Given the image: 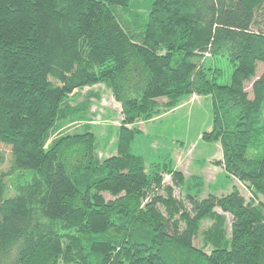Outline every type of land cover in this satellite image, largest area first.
<instances>
[{
	"label": "trees",
	"instance_id": "1",
	"mask_svg": "<svg viewBox=\"0 0 264 264\" xmlns=\"http://www.w3.org/2000/svg\"><path fill=\"white\" fill-rule=\"evenodd\" d=\"M259 64L264 0H0V264H264ZM102 86L122 109L105 158ZM192 96L212 101L213 165L250 199L203 197L170 156L132 152L139 123Z\"/></svg>",
	"mask_w": 264,
	"mask_h": 264
},
{
	"label": "rangeland",
	"instance_id": "2",
	"mask_svg": "<svg viewBox=\"0 0 264 264\" xmlns=\"http://www.w3.org/2000/svg\"><path fill=\"white\" fill-rule=\"evenodd\" d=\"M77 35H79L77 32L70 34L66 40L75 39ZM225 69V80L221 81V84L230 82L232 70L226 66ZM263 73L264 65L259 64L257 78ZM94 90L100 92L102 100L96 102L92 109L93 126L102 146L110 141L105 151L100 150L101 157L105 158L114 154L112 143L116 141V132L122 121V109L103 86L96 87ZM246 90L250 98H253L252 83L246 84ZM87 91L88 89L84 90L82 94L85 95ZM183 104L186 106L175 113L173 111L165 113L152 121L141 123L139 129L142 133L134 141L132 152L143 157L147 167L162 162L165 157L170 156L175 166L185 172L187 179L193 183L192 185L198 184V180L192 177H198L204 182L203 197L210 194L228 195L237 187L247 200L250 199V194L244 185L229 179L213 165V162L222 159L223 153L219 144L209 143L202 139V135L211 130L212 101L209 98L197 100L185 98ZM0 154L4 159V162L0 164V173L7 172L10 168V149L0 144ZM175 195L177 198L183 196L179 191H176ZM106 197L110 198L108 195ZM227 218L230 230L232 220L230 216ZM209 225L210 223L203 222L202 229ZM196 246L201 247V243L196 242Z\"/></svg>",
	"mask_w": 264,
	"mask_h": 264
},
{
	"label": "crops",
	"instance_id": "3",
	"mask_svg": "<svg viewBox=\"0 0 264 264\" xmlns=\"http://www.w3.org/2000/svg\"><path fill=\"white\" fill-rule=\"evenodd\" d=\"M202 97H198V96H192V97H190V99H194V100H197V99H201ZM186 106V104L184 105H181V106H179L178 108H176L175 110H173V112L175 113L178 109H180V108H182V107H185ZM172 112V111H171ZM170 113V112H169ZM140 124L141 123H139L137 126L138 127H140ZM142 131V130H141ZM220 146V145H219ZM221 148V147H220ZM221 160V159H220ZM220 160H217V161H220ZM215 168H217V169H219L220 171H221V173H223L224 174V171H223V169L222 168H220V167H217V166H215ZM184 174H185V172L183 171V170H181ZM186 176V175H185ZM233 181H235V180H233Z\"/></svg>",
	"mask_w": 264,
	"mask_h": 264
}]
</instances>
